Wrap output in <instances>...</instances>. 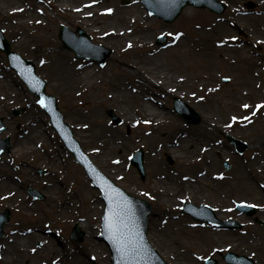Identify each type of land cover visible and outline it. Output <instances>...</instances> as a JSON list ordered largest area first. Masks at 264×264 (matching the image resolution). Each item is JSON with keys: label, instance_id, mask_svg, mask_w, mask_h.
<instances>
[{"label": "rangeland", "instance_id": "1", "mask_svg": "<svg viewBox=\"0 0 264 264\" xmlns=\"http://www.w3.org/2000/svg\"><path fill=\"white\" fill-rule=\"evenodd\" d=\"M80 1L82 0H76V2L73 1V4ZM124 1L126 0H105L100 4L105 7L111 6L114 10H119L120 13L123 14L125 12H133L135 8L141 9L146 22L150 21L152 23L150 31L152 32L153 37L150 40L149 47L158 51H163V53L165 52L161 55V62H163L164 69L169 68L168 70L175 75H185L188 79H190L191 76L200 73L210 75L213 80L211 85L213 91L210 89L208 92H210V96L216 106L219 107L227 104V102L231 100V97L226 95L230 94L231 90H234L235 92L238 91L239 86L237 84V79L240 76L238 73H241V76H245L248 72L247 67H252L251 72H254L256 77L259 78L260 86L264 85V45L256 47L254 45L256 43L252 42L258 37L264 39V30L262 31L259 28H254L252 30V33L254 34L246 37L249 45L236 44L234 48L226 47L230 49V51L229 53L225 52L224 54L235 58L239 63L237 73L234 71L236 70L237 65L234 66L235 69L232 68L233 65L227 67V63L224 62V60L221 61L220 59L219 62L215 61L211 68L206 66L207 60L204 59L205 56L194 50L197 38L201 39L202 37L198 35L195 30H193L194 22H191L196 20L198 16H200L201 20L204 21L206 19H210L216 23L217 26H222L224 36L227 37L228 40H230V37L236 35L245 39L242 27H236L235 25L232 26V23H239L241 21L230 20V17H232L233 14L235 15L236 12L250 10L245 6V4L251 2L255 5L252 8V10L254 9L255 16L254 14L241 15L243 17L254 16L250 17V23L243 25L251 26L256 23L261 24V26L264 27V22L258 20V16L262 15L261 12L264 11V0H241L240 2L239 0H220L226 4L225 11L222 14H215L207 9L195 11L194 9L196 8L185 7L175 21L171 23L163 22L155 16L144 13L146 12L145 8L141 7V4H137V0L135 2L127 0V4L124 3ZM21 2L24 9L26 11H31V13H36V9L33 7L34 5L44 7V14L39 15V18L45 21L44 27L32 24L30 26V31L35 35H44L46 32V35L44 36L53 39V43H50L47 38L42 39V37H39L34 41V43L24 42L18 44L16 36L9 31V28L6 27V24H4L1 17L0 30L4 34L6 40L10 43L11 49L18 52L23 58L30 60L35 65L36 73L45 80L46 93L55 96L57 108L62 114L65 122L67 115H69L72 109L71 102L62 92L52 89L51 80L48 79L46 72L41 70V66L39 64L42 58L47 57L49 49L48 46L51 47V45H54L66 52H69L80 63V66H82L81 70L85 69L87 64H90V66L93 65V71L102 77V79L98 81L100 83L98 86L104 85L107 87L109 83L114 82L115 75H118L122 80H124L128 87H132L134 85V81L129 78V73L123 67L124 65L126 66L130 58L133 57L131 53L142 49H139L138 47H130L128 49L123 48L120 50H114L107 44L102 45L97 42L94 35L85 30L84 27L80 25H73L72 22L67 24L60 15L54 14L53 10L45 7L44 3H46V0L43 1L44 6L38 0L35 3L34 0H21ZM187 15H189V18L192 20L187 21L185 18ZM194 16L195 18H193ZM60 25L67 26L71 30H75L76 27H79L90 35V39L93 43H98L102 46L105 45L104 47L107 49L109 55L105 59L104 63L102 65H98L92 58L81 57L72 49L66 48L58 37ZM238 29L242 31V34L237 32ZM159 35H165L166 41L157 45L156 40ZM175 36L177 38H181L182 40L184 39L183 41L186 46L183 48H177L179 45H177L176 39H174ZM204 40L208 43L206 37H204ZM253 68H257V70L254 71ZM222 77H227L228 81H223ZM189 84H191V81L188 82L186 87L179 88L175 96L166 98L165 103L162 102L159 103V105L163 108L167 107L169 109L171 121L179 119L188 127H195L200 121L193 124L188 123L173 109V100L177 97L191 106L192 109L197 112L199 117L202 118L203 111L201 109L204 105L198 99L200 94L194 93L193 87H190ZM183 89H185V91L182 92ZM155 95L157 96L155 98L162 101L159 95ZM81 97L84 102L81 104L78 103V108L85 111V113L94 109L97 120L99 122L106 123L113 135L118 138L121 137L123 140L120 152L118 151L117 153L108 151L105 154V158H108L103 159L106 165L103 164L104 162L101 164L92 161V163L96 165L105 175H107L115 184L123 188L129 194L149 201L150 205H152L151 208L153 209L152 213L149 215L147 228V232H149L152 226H154V222L161 217L159 214L161 209L158 207L157 203L158 193H154L150 189V183L153 179V171L155 170L152 160L155 158V160L161 163L164 168L171 171H175L177 169L178 163L170 157L169 153L162 151L159 148V145L151 144L149 147L145 143L141 142L138 135L141 132L140 130L146 129V127L142 125L141 122L136 123L134 121H130L129 123H126V120L117 110L112 100L91 101L87 95H83ZM256 101L264 102V95L262 97H258ZM131 102V104L134 103L133 101ZM201 104L203 105L202 107ZM14 108L19 111L18 114L14 115L12 113ZM109 109L112 110L119 118V122L117 124H113L111 122V118L107 115V111ZM36 114L38 120L41 122L40 124L44 127L40 134L47 137L48 142L46 145L39 144L32 147L30 144H24V146L20 147L18 142L25 140L32 133V125L33 122H36ZM0 117L6 125V129L1 132L0 136L3 137L6 134H10L9 137L11 139V149L7 153H4L0 159V176H11L17 184L15 187L12 185L11 187L10 185L3 186L0 183V212L6 208L9 210V221L7 225H4L3 227L4 235L0 240V248H2L3 242L10 234L32 231V233H39L43 235L41 232L47 229L50 231V234H45V237L41 235V237L55 240L54 235H57L58 240L61 241V244H58L61 251L76 255L86 254L87 258L90 257L88 258L90 264H112L109 249L104 241L99 238L101 233L100 219L103 204L99 199L98 190L94 189L90 185V182L86 178L81 166L77 163L75 164L73 159L74 157L71 153H69L70 155H67L65 158L56 155V151L61 153V151L64 150L63 145L59 144V137L52 129L49 119L43 109L40 108L36 97L27 91L24 83L18 78L16 73L9 68L3 52H0ZM258 128L259 127L257 126L244 127L238 124H232L226 128L225 132L223 130H221L220 134L216 131L214 132V136L217 139H213L217 142L218 147L222 149V153L224 154L223 157H218L217 154H214V157L219 163V168L222 171L227 172L232 170L238 161H246L250 157H255L259 154L264 156V130L260 131L262 128ZM72 134L74 136L73 131ZM226 134L244 141L247 145L256 135L262 138V142L260 147L255 149L248 147L243 153L239 154L235 152L233 146H231L227 141ZM36 137L40 138L39 135ZM156 138L158 139V142H164L165 136L158 134ZM202 144V142H199L197 146H201ZM81 147L85 150V147ZM139 148H141L144 153V179H140L136 169L129 163L131 154ZM150 153L153 154V156L150 155ZM257 153L259 154L257 155ZM120 155L123 156L120 161V163L123 164L121 171L122 177L115 176L108 171V168H110L109 166H111L109 161L110 158H118ZM170 159L171 163L169 162ZM225 162L229 164L228 168L225 167ZM27 179L33 180L30 182ZM28 184L31 186L29 188L40 192V198L34 199L31 195H27L29 194V189L27 187ZM8 189H13L14 194L7 198H3L2 196L8 193ZM221 190L223 195L219 198L211 196L210 187L204 189L203 194L208 196V204L214 205L215 202H217V205L230 207L232 203L231 196H234L238 200L253 203L258 207L257 211L250 216L245 215V213H238L237 211H234V213L230 211V213L223 214L231 215V213H233L237 222H240L242 225L239 228L225 230L231 233V236L228 237L229 240H232V242H235L236 244H242L245 247L248 246V249L245 251H238V249H234L235 253L250 256L254 260V264H264L263 254L252 249L250 247L252 242L247 240L248 235L251 233L253 234V238L255 240L262 241L264 237V190L247 184L244 186L240 184L238 187L236 186L229 190L221 188ZM20 191L21 194H19ZM97 192L98 195H96ZM19 195L23 198L19 199ZM45 195H51V198L49 200L43 198ZM67 202H72L74 204V208L71 211L66 209ZM172 202H174V200ZM90 203L94 207L93 209L89 207ZM184 203L181 202L179 205H172V214L178 217L181 222H184L185 220L191 224H193L194 221L196 223L199 222L182 212ZM193 203L198 204L196 202ZM24 204L27 205V208L24 207ZM74 224H76L84 233L82 240L78 242L73 241L69 237L70 230ZM161 227L163 228L164 225L161 224ZM192 231L191 226L188 228L185 227L179 232L172 231L171 239L175 243L176 241H180L182 246L189 249L190 252L202 253V255L206 257V255L209 254V251H204L205 244L201 241V236H192ZM229 240L224 239L221 241L225 242ZM149 243L151 242L149 241ZM194 243H199V247L196 248L193 245ZM151 245L159 252L167 264L171 263L172 259L166 258L163 251H161L158 246L153 245L152 243ZM32 246L33 250L41 249L40 242L37 244L36 240L33 241ZM222 256L223 253L222 255L215 253L212 257L217 260L218 264H226L223 261ZM205 257H203V259ZM0 264L9 263L3 262V260L0 259ZM20 264L40 263L36 261L34 255L30 254L23 256ZM49 264L59 263L51 262ZM201 264H204L203 260L201 261Z\"/></svg>", "mask_w": 264, "mask_h": 264}, {"label": "bare ground", "instance_id": "2", "mask_svg": "<svg viewBox=\"0 0 264 264\" xmlns=\"http://www.w3.org/2000/svg\"><path fill=\"white\" fill-rule=\"evenodd\" d=\"M36 1L34 0V3ZM38 1L41 3L43 0ZM73 1L76 2V0H48L47 5L54 14L60 15L67 24L72 22L73 25L84 27L102 45L107 44L114 50L130 47H138L142 50L131 53L133 57L123 67L129 73V78L134 81V85L128 87L124 80L115 75L114 82L105 87L104 85L98 86L100 84L98 81L102 77L93 71V65L87 64L85 69L81 70L82 66L69 52L54 45L48 46V55L39 64L41 70L46 72L48 79L51 80L52 89L62 92L71 102L72 109L66 117V122L74 132V138L81 146L85 147L84 151L90 160L101 164L104 162L105 165L103 159H108L105 158V154L108 151L120 152L123 140L121 137L118 138L113 135L106 123L97 120L94 109L85 113L78 108V103L84 102L81 96L87 95L91 101L112 100L126 123L130 121L141 122L146 127V129L140 130L138 135L140 141L149 147L151 144L159 145L162 151L169 153L170 157L178 163L177 169L171 171L164 168L155 158L152 160L155 170L153 171L150 189L154 193H158L157 203L161 209L159 213L161 217L154 222V226L146 233L147 239L153 245L158 246L166 258L172 259L170 264H200L202 253H192L182 246L180 241L175 243L171 239L172 231L179 232L192 225L186 220L181 222L178 217L174 216L171 210L172 205H179L180 202L186 200L206 204L209 202L208 196L204 195L203 191L209 187L211 196L219 198L223 195L221 188L229 190L238 187L240 184L242 186L247 184L264 190V156L259 154L246 161H238L234 168L227 172L219 168V163L214 157V154H217L218 157L224 156L222 149L215 142L217 138L214 136V132L220 134L221 130H226L229 123L233 122L248 127L257 126L258 129L262 128L260 131L264 130V103L256 101L258 97L264 95V85L260 86L259 78L254 72H251L252 67H247L248 72L245 76L238 73V61L224 54L225 52L229 53L230 49L226 48L228 47L227 38L224 36L222 26H217L210 19L204 21L198 16L196 20L191 21L194 22L193 30L202 37L201 39L197 38L194 50L205 56L204 59L207 60L206 66L208 68H211L215 61L219 62L220 59L227 63V67L233 65L232 68H234L237 65L234 71L240 75L237 79L238 91L231 90L230 94L226 95L231 97V100L219 107L214 104L210 92H208L210 89L212 90L211 85L213 83L210 75L200 73L188 79L185 75H175L167 67L164 69L161 55L165 52L149 47L153 37L150 31L152 23L146 22L141 9L135 8L133 12L123 14L119 10H113L111 6H101L100 3L105 0H82L76 4H73ZM21 3V0H0V17L9 31L16 36L18 44L34 43L39 37L47 38L50 43H53V39L44 36L46 32L44 35H35L30 31L32 24L44 27L45 21L39 18V15L44 13V7L34 5L36 13H31V11H26ZM108 9L112 11L108 12ZM185 18L187 21L192 20L189 15ZM230 20L241 21L236 23L240 26L251 22L250 17H243L239 14H233ZM258 20L264 22V13L258 16ZM255 24L251 26L255 27ZM247 26L249 27V25ZM183 40L181 38L176 40L177 45H179L177 48L186 46ZM253 70L256 71L257 68H253ZM189 81H191L189 85L193 87V92L200 94L198 99L204 105L201 109L203 116L195 127H188L179 119L171 121L169 109L159 105V103H165L166 98L175 96L177 90L186 87ZM155 94L159 95L162 101L155 98L157 97ZM131 101L134 103L131 104ZM203 105L201 104V107ZM243 105L249 107L245 108ZM233 117H236V120H233ZM35 118L36 122H33L31 135L18 142L20 147L24 144H30L32 147L39 144L46 145L48 142V138L40 134L44 127L40 124L37 114ZM158 134L165 136L164 142H158L156 138ZM38 135L40 138L36 137ZM199 142L203 144L197 146ZM261 142L262 138L256 135L249 141V146L255 149L260 147ZM56 155L65 158L67 157V150H63L61 153L56 151ZM150 155L153 156L151 153ZM122 158L123 156L120 155L118 158L111 157L109 160L111 166H109L108 171L118 177H122L123 164L120 163ZM2 179L4 180L2 181ZM2 179L0 183L3 186L12 184L15 187L16 184H14L11 176H4ZM7 192L6 195L10 196L13 189H8ZM18 198L23 197L19 195ZM44 198L49 200L51 195H45ZM231 199L232 201H239L234 196H231ZM173 200L174 202H172ZM71 203H66L68 211L74 208V204ZM216 203L213 207L211 205L216 217L220 220L227 219L229 216L221 215V207ZM24 207L27 208V205L24 204ZM89 207L94 208L91 203ZM160 223L165 228H162ZM192 227V236H201V241L205 244L204 251L213 253L248 249V246L245 247L229 240L228 237L231 236V233L223 231L225 230L223 227H217L206 222L195 224ZM41 235L32 232L29 234H10L0 248V259L9 264H13V262L20 264L23 256L32 254L40 264L51 262L90 264L88 259L90 257L87 258L86 254L76 255L61 251L60 246H58L61 242L57 236L54 235L55 240H51L45 239ZM42 236L45 237V235ZM224 239L229 241H221ZM35 240L41 243V249L33 250L32 243ZM247 240L252 242L250 245L252 249L264 256V237L262 241L255 240L251 233ZM193 245L198 248L200 244L194 243Z\"/></svg>", "mask_w": 264, "mask_h": 264}, {"label": "snow or ice", "instance_id": "3", "mask_svg": "<svg viewBox=\"0 0 264 264\" xmlns=\"http://www.w3.org/2000/svg\"><path fill=\"white\" fill-rule=\"evenodd\" d=\"M107 11L111 12L112 10L108 9ZM39 103L42 107H47L43 100ZM243 107L248 108L249 106L243 105ZM232 119L236 120V117ZM113 192L115 194L109 199L114 202V206L109 209V214L104 217L105 226L125 264H134L141 253V246L138 243L137 234L132 231L130 225V208L126 202L119 199L118 190L113 189Z\"/></svg>", "mask_w": 264, "mask_h": 264}, {"label": "water", "instance_id": "4", "mask_svg": "<svg viewBox=\"0 0 264 264\" xmlns=\"http://www.w3.org/2000/svg\"><path fill=\"white\" fill-rule=\"evenodd\" d=\"M173 2H174L175 5H173V7H172L173 10H172V13L169 15V17L163 16L161 13H158V15L162 16L166 20H170V19H172L173 17H175L176 15L179 14V12L181 11V8L185 4H193V5H196V6L204 5V3L202 1H200V0H173ZM217 10H220V8H218ZM65 32L66 31H64L63 34H62V39L65 42V44L67 45L68 42H67V39H66ZM80 38H82L87 43L89 42L87 36L84 35V33L81 32V31H80ZM139 214H140L141 218L140 217H134L130 221V225H131L132 231L137 234L138 243L140 244L141 247H143L145 245L144 244V240H143V235H142L143 230H144V227H143L144 226V220H143L144 219V214H141L140 212H139ZM130 215L132 216V215H134V213H132ZM225 259L228 262H230V263L239 264V261H241V259H244V257H242V256L237 257L236 254L228 253L225 256ZM245 259L249 260V258H246V257H245ZM140 264H159V262L157 260L152 261V259L147 258V259L141 260ZM249 264H251V263H249Z\"/></svg>", "mask_w": 264, "mask_h": 264}]
</instances>
